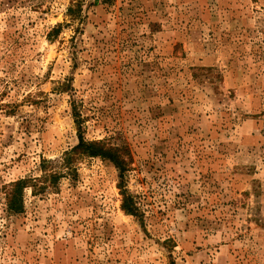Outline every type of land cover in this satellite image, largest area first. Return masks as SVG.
<instances>
[{"label": "rangeland", "instance_id": "1", "mask_svg": "<svg viewBox=\"0 0 264 264\" xmlns=\"http://www.w3.org/2000/svg\"><path fill=\"white\" fill-rule=\"evenodd\" d=\"M73 105L128 148L142 224L100 157L6 212L77 145ZM0 264H264V0H0Z\"/></svg>", "mask_w": 264, "mask_h": 264}, {"label": "trees", "instance_id": "2", "mask_svg": "<svg viewBox=\"0 0 264 264\" xmlns=\"http://www.w3.org/2000/svg\"><path fill=\"white\" fill-rule=\"evenodd\" d=\"M66 16L69 17L70 22L75 20L81 21L80 16V4L71 2L66 9ZM61 25L54 27L49 33L50 36L58 34ZM78 28H76L77 30ZM75 30V31H76ZM69 86L62 84L61 89L64 90ZM72 115L74 117V123L78 131V143L70 150L63 154L61 159L59 170L46 167L53 164L50 160H41L40 171L41 176L39 178H22L5 186V205L6 212L9 214H18L23 211V196L24 190L29 187L34 191H44L47 181L52 185L56 184L64 174V170L67 173L73 171V163L83 157H100L107 160L116 168L118 173V189L121 196V210L130 216L138 218L140 223H143V213L140 210L134 196L128 193L126 188V176L130 169V159L128 154V148L126 146L111 145L103 141L87 142L83 137V120L77 109V106L73 105ZM54 169V170H52ZM41 180V181H40ZM41 182V184H39ZM45 182V183H44ZM169 242V241H167Z\"/></svg>", "mask_w": 264, "mask_h": 264}]
</instances>
